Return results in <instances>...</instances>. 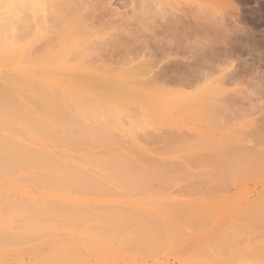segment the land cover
Listing matches in <instances>:
<instances>
[{"label":"rangeland","instance_id":"rangeland-1","mask_svg":"<svg viewBox=\"0 0 264 264\" xmlns=\"http://www.w3.org/2000/svg\"><path fill=\"white\" fill-rule=\"evenodd\" d=\"M3 1L0 0V3ZM56 2L71 3L70 8L74 12L93 16L102 12L105 4L100 0ZM140 3L142 6L139 4L132 8L128 0H110L112 11L104 16V22L94 21L91 24L97 34L93 40L97 45L98 58L103 61L116 54L132 60L128 64H108L107 67L111 68L143 69L146 64L157 70L170 62L169 67L162 70L168 77H186L200 70L207 79L191 87H179L170 81L161 83L163 85L158 87L172 92V95L161 97L154 104V107L161 106L154 110V117H162L154 119V112L145 114L134 105L130 106L137 111H131L134 115L120 117L116 123L118 131H115V136L120 141L112 146L115 148L112 150L120 151L128 158L132 156L135 163L138 162L137 167L141 163L148 169L159 165L163 169L166 166V170L170 167V171L174 167L177 169L181 162L192 174L190 176L187 172L189 181H185L187 175L181 177L183 171L179 175L181 171L177 170L181 168L180 163V167L175 169L177 172L170 173L173 174L169 178L172 182L177 179L174 184L167 185L165 183L170 180L164 182L162 178L160 186L154 180L156 186L154 183L147 185L148 180L141 179V185L134 187V182L127 186L118 179L115 182L128 190H117L120 184H114L115 178L107 174L109 170L98 169L86 160L94 151L107 152L102 146H90L92 149L87 146L78 152L73 150L70 154L75 160L67 162L70 167L73 163L75 167L79 165V171L96 173L89 175L95 179L100 177L97 180L100 184L103 183L102 179L109 182L110 187L104 182L102 185H106V189L102 188L99 192L97 190L90 194L78 190L76 195L70 194L71 189L53 188L45 189V192L42 188L36 190L37 185H32L34 188L29 190L27 186L23 188L27 184L30 186L24 177H21L22 181L19 178L16 180L23 182L20 184L24 185L23 189L16 182L8 186V180L0 178V189H3L4 195L0 191V264H264V148L261 150L255 145L256 141L264 142V0H141ZM17 5L13 6V12L4 11L0 15V40L4 45L0 58V85L7 82L8 76L4 77V74L18 78L25 69L26 63L22 61L27 51L28 26L32 22L37 24L43 14L35 10L36 13L23 11ZM48 14L52 15L50 11L44 12V15ZM49 16L42 33L44 37L50 32ZM168 35L172 37L170 41L164 39ZM6 37L7 41L4 39ZM37 40L36 47L45 44L43 39ZM166 43L172 46L167 47ZM162 45L165 54H173L168 60H163L167 55L162 57L165 55L161 54ZM141 112L148 119H143ZM134 119L146 120V123L143 126L134 125V122H138ZM152 126L158 129L154 130ZM172 134L179 138L174 137L179 142L176 139L168 140ZM199 137L211 141L209 143H213V147H209L212 149L203 141L198 145L199 142L195 141ZM166 138L168 142H165ZM166 143L172 145L168 147ZM192 144L197 148H190ZM205 146L209 151L201 149H205ZM162 148H167L170 153L166 151L169 154H165L164 151L162 155ZM131 150L136 158L132 153H127ZM208 155L213 161L210 162ZM75 156L88 165L77 161ZM191 156L198 159L196 164ZM212 156L219 157L222 164L217 162V166H213L212 162L217 159ZM97 158L104 160L101 156ZM146 158L152 159V163L147 165ZM173 160L177 165L172 167L170 164ZM199 160L203 162L201 165ZM220 164L222 167H219ZM159 171L156 169L151 175L156 172L155 175L160 177ZM203 172L214 174L205 175L208 178L205 180L198 174ZM163 173L168 179L169 174ZM176 173L184 180H178ZM138 176L141 178L143 175ZM156 187L166 190L160 192ZM4 189H7V194ZM108 191L116 193L110 194ZM81 192L83 195H79ZM5 198H8L7 202L10 199L12 206ZM6 204L7 208L10 206L7 210ZM31 206L42 210L41 215H48V220L37 213L38 209L30 211ZM24 207L32 214H39L37 216L41 218H37V223ZM31 223L36 224V228Z\"/></svg>","mask_w":264,"mask_h":264},{"label":"bare ground","instance_id":"bare-ground-1","mask_svg":"<svg viewBox=\"0 0 264 264\" xmlns=\"http://www.w3.org/2000/svg\"><path fill=\"white\" fill-rule=\"evenodd\" d=\"M56 1L58 0H55V2ZM103 1L105 2L104 6L102 7L103 11L100 12L96 16L88 15V14H79L76 11L74 12L73 8H70L71 3H65V2L54 3V0L52 1L51 0H8L7 2H5L4 0L3 2L0 3V15L4 11L11 13V10H12L13 12L12 8H14L13 6L15 4H18L17 6H19L23 11L28 10L29 13H33L35 11L36 12L39 11L43 13V14L40 13L41 16L38 19L39 20L38 23L35 22L34 18H31L32 21H34L37 24L34 25L32 22L28 26L27 51H26L25 58L23 59L21 57V60L23 59L22 62L26 63L25 69L20 73L21 75H19L20 77L18 78L17 77L15 78L14 77L15 75L4 74L5 75V76L3 75L4 77L8 76L6 78L7 82L6 84L3 83V85H0V178H2V180L3 179L8 180L7 181L8 186L11 185L12 183L15 184L16 180H19V179L21 180V177H24L28 179V181L26 182L27 183L29 182L30 186H28V184L25 186L20 185L23 182L20 183L19 181L16 182V184L21 186L20 188L24 186L23 187L24 189L27 186L29 190L33 189L34 188L33 186H36V185H37V189L36 187L35 189L38 191H39L38 188L40 189L42 188L44 189V191L45 189L50 190V188H53L56 190L71 189V193L69 192L70 190L68 191L70 194H73V193L76 194L75 192L78 190H83V192L85 193L90 192L91 194L93 193V191L98 190L99 192V190L106 189L105 188L106 185L105 187L104 185H102L105 182L102 179L103 177L101 178L103 183L100 184L97 181L100 177L95 179L93 177H90L89 175V174L96 175V173H92V172L85 173V172L77 170V168L78 169L81 168V167L80 168L78 167L79 165L76 164V167H75L74 166L75 164L73 163L74 165L73 164L71 165L74 167L72 166L70 167V164H68L69 163L68 161L73 159L72 155L70 154L71 151L75 150V152H78L81 148L84 149L83 147H85L86 149L87 146L88 147L102 146L107 150V152L105 151L103 153L102 151L99 150L101 154L98 153L99 151L98 152L94 151V153H92L93 157L91 156L90 158L86 160L89 163L92 162L93 164H95L96 168L99 167L98 169H102L103 171L109 170L107 174L110 175V177L112 176L115 178V180L113 181L114 184L115 183L120 184L121 182H123L124 185H127L130 182H134L132 183L134 187L135 186L138 187V185L139 186L141 185L140 183L141 179H143L146 181L148 180L149 183L146 181H143L144 183L146 182L145 184L147 185L153 184L154 182L158 181L156 182V184L160 186L162 185L161 184V182L163 181L162 178L164 179V182L166 180H170L171 175L174 174L173 172L181 171L179 173L180 175L183 171V174H181L182 176L180 175L181 177H183V175H187L190 172L189 169L188 170L186 169V166L185 168L183 167L184 166L183 163L180 162L182 165L178 163L179 165L178 166L174 160L173 161L175 162V164H173L174 162L173 163L170 162L171 163L170 165L172 167L177 165V169L181 165L182 169L180 168L177 170L176 167H174L177 171L175 169H172L170 170L171 171L170 172L169 171V169H171L170 167L167 168L166 170L165 165L167 164H164L165 169H163L164 168L163 166L160 167L159 165H154V164L152 165H154L155 167L151 166L150 169H148L147 168L148 166L145 165V167H143L141 166V163L139 165L140 167H137L138 162L135 163V160H133L132 156H131L132 158L131 159L125 156L120 151L118 152V151L112 150V149H115V148H112V146L115 143L120 141V140L118 141L115 136L116 135L115 134L116 123L119 121L120 117L127 116L129 114L134 115V113H136L137 110H139V112L142 111L145 114H150V113L152 114L154 110H156V107H157V106L154 107V104L156 103V101L158 100L160 101L161 97L168 96V94L170 93L172 95V92L170 90L168 91L165 90L164 89L165 87L163 88L164 89L163 90L162 88L158 87L159 85H163L164 83H166V81L167 82L170 81L171 83H175L179 85V87L180 85L191 87L194 84L204 82V80L207 79V76L205 75L206 76V79H205L204 74H201L202 72L198 70L192 73V75L190 76L188 75L189 77L188 76L179 77V78L168 77V74L166 72H163L162 70L168 68L170 62L167 63V65H165L163 68L161 69L159 68L157 70L155 69L153 70L154 66L146 65V64H144L143 69L138 68V67H130V68H123V67L121 68L112 67L111 68V66L107 67L108 64L112 65L114 63H120V62L121 63L125 62L128 64V63H131L132 60L127 58L128 56L122 57V56L114 54V55L107 57L103 61H101L102 58H98L97 56V53H96L97 45L95 41L93 40L94 37L97 38V34L93 31L91 24L94 23V21L98 23H103L104 16H106L107 13L112 11V9L110 8V0H102V1L100 0V2H103ZM140 1L139 0H128L132 8L139 6V4H141ZM45 11L47 12L50 11L52 15L50 16L49 14L47 15L51 17L50 18L51 21L48 24L50 32L48 33V35L44 37L42 36V33L44 32L43 29L47 25V20H49V18L46 15H44ZM4 39L7 41V37ZM37 39H43L45 41V44L44 43L41 45L39 44V46L36 47L35 45H37L36 44ZM164 39L170 41L172 37L168 35V36H165ZM1 41L2 40H0V58L2 56L1 53L3 50V46H4L2 43L3 41L2 42ZM165 46L171 47L172 45L166 43ZM160 49L161 51H163L161 52V54L162 53L165 54L166 50H165V47H163V45L161 46ZM4 53L5 52H3V54ZM12 54H14V52L11 53V55ZM166 55L167 57H164ZM172 55L169 53L162 55V57H164L163 60L164 59L168 60L167 58ZM21 60H20V63H21ZM171 104L174 105L173 102ZM133 105L137 108L136 111L133 109L134 113L131 112L133 111L132 110ZM176 106L179 107V105H176ZM160 107H157V108L159 109ZM180 107L182 108V106ZM130 112L133 114H131ZM142 112L140 114L143 116L144 114ZM155 112L152 114L153 117L155 115ZM152 116L151 118L153 119ZM158 116L162 117L160 115ZM158 116L156 115L155 117L157 118ZM145 117L146 116L144 115L143 119L147 118ZM141 119L139 121L137 119H134V121L135 120L138 121V122H134V125L139 124L140 126H143L146 120L141 121ZM129 121L131 122L132 120H129ZM156 125H157V122H156ZM152 127L151 128L154 129V126ZM131 128L133 127L131 126ZM157 129H154V130H157ZM174 137H177V136H174L173 134L169 135L168 140L175 141L174 139L176 138ZM178 139H176V141H178ZM202 139L203 137L201 138L199 137L195 142L196 143L199 142L198 145H200L201 143L200 141H203L204 143L203 142L202 143L205 145H208L207 146L208 148H210L211 146L213 147L212 145L213 143L212 144L209 143L211 141L205 140L206 141L205 142L204 139L203 140ZM168 140L165 142H168ZM168 144H170V142ZM171 145H168V147H170ZM255 145L260 147L261 150L264 148V142L256 141ZM125 146H128L130 148V145L125 144ZM196 146L197 145L194 146L192 144L190 148H193ZM128 147H126L127 151L129 150ZM183 147H185V145ZM207 147L205 146V149L203 147L202 148L200 147V148L202 150L209 151V149H206ZM51 149H53L54 152H52ZM166 149L167 148H164V149L162 148L163 151L161 152V154L164 151L169 152V150L168 149L166 150ZM181 149L182 148H180V150ZM84 150H81V151H84ZM160 151L161 150H159V152ZM138 152L140 153L139 149H138ZM186 152L188 153V151ZM95 153L97 155H95ZM104 153L107 154V157H105L106 154ZM127 153H132L133 155H135L134 152H132V150ZM169 153L166 152L165 154H169ZM102 155L105 158H103ZM211 155L207 156L210 162L213 161V158H211ZM98 156H101L104 160L98 159L97 158ZM212 157H214L215 160L219 159V157H216V156H212ZM74 158H76L77 161L79 160V162L80 161L84 162L78 156L77 157L75 156ZM134 158H136V155L134 156ZM149 158H146V161L148 159L147 163L146 161H144L147 165L149 163H152L153 161L152 159L150 160ZM190 158H194V156L193 157L191 156ZM128 159H129V162L131 161L130 163L128 162ZM164 159H167V158H164ZM196 159H195V164L196 162H198V159L197 161ZM199 159L201 160L202 158H199ZM256 159L258 160L259 158H255V160ZM200 160L199 162L201 165L203 162ZM217 160L215 162H212V164H214L213 166L215 167L217 166V162L219 163L222 162L221 159L218 161ZM203 161L205 162V160ZM84 163L88 165L86 162ZM250 163H252V161ZM67 164L69 165V167L67 166ZM221 164L219 167H222ZM133 165L136 166V168L141 169L145 174H142L140 171L135 169ZM230 168H232L231 164H230ZM156 169L158 171L159 170L161 171V172L159 171L161 174L160 177L159 175H155L156 172L155 174L151 175L152 174L151 172L156 171ZM149 170H150V173H149ZM224 171L226 172V168L225 170H223V174H224ZM94 172L96 171L94 170ZM165 172L169 174L168 179H166L167 177L162 175V173L167 175V173ZM232 172L230 174H232ZM170 173H173V174H170ZM215 173L222 174V172H215ZM198 174H201V176L206 178L205 175L207 176L210 174L211 176L214 173L211 172L208 174L205 172L204 174L203 172V173H198ZM119 175H120V178H118ZM138 175H143V176L140 178V176ZM179 175L177 174V176L176 175L175 176L179 178L180 177ZM191 175L192 174H190V176ZM188 176L189 175L185 177L188 178ZM89 177L92 180L93 179L95 180V181L94 180L92 181L94 183L90 182L91 179H89ZM186 178H185V181H189V178L188 180H186ZM207 179L208 178H206L205 180ZM116 180L118 182L120 181L121 182L120 183L115 182ZM149 180H152V181H149ZM175 180L177 181V179ZM178 180L183 181L184 179L179 178ZM87 181L89 182L87 183ZM176 181H173V182L175 183ZM169 182L171 183L169 184ZM169 182L165 184L167 185L174 184L171 180ZM89 183L93 184V186ZM108 183L105 182L104 184H108ZM121 184H120V188H117L119 187L118 185L116 187H114L115 185L114 186L112 185V186L114 188H117V190L118 189L128 190L124 187V185L121 186ZM156 184L154 183V186H156ZM94 185H96L97 187H95ZM197 185L198 184H196V186ZM112 186L111 188H113ZM163 186L165 185L163 184ZM10 187H8L9 188L8 191L10 190ZM99 187L101 188L99 189ZM108 187H110L109 184H108ZM156 188L154 189L156 190ZM12 189L13 188L11 187V191H14ZM2 190L3 189H0V191ZM5 190L7 189H4V192L7 194V191ZM47 190L45 192H47ZM158 190L162 192L163 189L159 187ZM165 190L166 188L163 191ZM18 191L21 192L20 189ZM51 191H54V190H51ZM2 193L3 191L1 192V194ZM111 193L115 194L116 192H110V194ZM141 193H144V192H141ZM81 194L82 192L79 195ZM106 194L108 193L106 192ZM137 194H139L138 191H137ZM85 195H88V194H85ZM18 199H17V203L19 201ZM7 200L8 198L6 199V202ZM25 200L23 201L26 204L27 200L26 201ZM37 200L38 199L35 198V201ZM9 202H10V199L7 203ZM38 202L39 201H37V203ZM30 203L32 204V202ZM30 203H29V206H30ZM9 204L11 205V203ZM64 204L68 205L69 203H64ZM15 206L17 205L15 204ZM33 207H32V210L30 209V211L32 212L38 209V208L36 209L34 208L35 209L34 210ZM5 208L7 210L8 208H10V206L7 208V204H6ZM23 209H26V208L24 207ZM38 210H37V213H39L42 218L46 217V219L48 220L47 218L48 215L42 216L43 214L41 215L40 213L42 212V210H39V211ZM26 211H29V210L26 209ZM30 211L28 213H29V216L31 217L30 214H32V212ZM52 212H54L53 209H52ZM35 214L36 213L32 214L33 218L31 219L35 220L36 218L34 222L37 223L36 222L37 218H39L40 216H37L39 214H36V215ZM45 220H44V223H45ZM52 220L54 221V218H52ZM41 222L43 221L41 220ZM41 222L39 221L38 223H41ZM44 223H42V225H44ZM144 224H145V221H144ZM31 225L33 224L31 223ZM38 225H41V224H38ZM52 225L53 224L51 223V226ZM33 226L36 228V224H34ZM47 227H46V230H47ZM145 227H146V224H145ZM30 229H32V227Z\"/></svg>","mask_w":264,"mask_h":264}]
</instances>
